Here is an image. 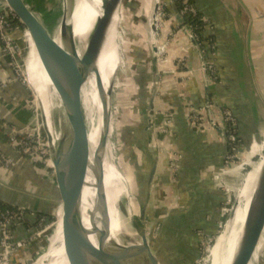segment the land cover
<instances>
[{
	"label": "crops",
	"instance_id": "1",
	"mask_svg": "<svg viewBox=\"0 0 264 264\" xmlns=\"http://www.w3.org/2000/svg\"><path fill=\"white\" fill-rule=\"evenodd\" d=\"M143 1L142 15L155 22L158 0ZM192 2L207 22L204 38L212 39L215 43L219 81L214 83L209 80L204 68V55L189 33L182 30L177 22L180 30L174 36L168 38V29L163 30L165 35L162 40L165 38L168 43L167 60L163 62L157 59L152 65L147 44L144 69L142 72L134 69L131 74L134 81L127 89L130 91V100L137 106L145 102L147 92L153 88L155 94L157 89L152 111L154 120L156 118L158 123L161 122L165 112L173 117L171 132L156 140L162 147L179 151L182 160L176 171L169 169L167 158L161 160L147 212L155 224L162 225L156 251L160 250V255L168 256L177 249V264H192L199 256L201 239L195 231L200 229L211 233L223 218L224 213L221 214L220 208L225 202L224 192L217 188L212 178L214 173L225 169L221 164L223 140L210 125L203 131L191 129L187 116L210 100L214 104L215 123L218 125L221 124L218 114L220 107H228L234 112L245 144L253 137L255 111L260 129L264 130V0ZM151 27L149 33L152 34ZM151 34L149 37H153ZM153 46L151 43L150 47ZM140 52H137L140 56L138 59H141ZM10 74L9 64L0 52V81ZM27 98L22 81H14L0 91V151L15 161L13 165L0 166V199L26 207H17L25 211L26 216L21 224L14 226L13 233L20 240L32 239L34 245L33 250L21 253L20 257L14 255L13 263L24 259L28 263L41 254L46 242L43 238H34L43 227L54 222L61 205L52 165L48 170L26 156L21 159L11 143L9 131L12 128L23 130L29 123L30 111L25 108ZM137 134H142L144 139L143 123L139 125ZM255 144L253 141L250 147H258ZM143 158L141 153L138 165ZM49 176L52 179L49 180ZM40 200L51 204L48 215L52 220L44 219V224L38 227L37 217L45 214L38 210H44L47 206L38 204L37 212L28 208ZM5 204L13 206L11 203ZM161 261L163 263L166 258ZM250 264H264V233Z\"/></svg>",
	"mask_w": 264,
	"mask_h": 264
},
{
	"label": "water",
	"instance_id": "2",
	"mask_svg": "<svg viewBox=\"0 0 264 264\" xmlns=\"http://www.w3.org/2000/svg\"><path fill=\"white\" fill-rule=\"evenodd\" d=\"M172 2L173 14L180 26L184 24L183 18ZM10 8L15 13L21 24L25 27L27 36L32 41L37 56L53 85L57 89L63 100L70 105L74 113H72L73 124L78 139L82 147L77 144V140H71L68 146V154L75 158L74 164L71 166L70 174L67 177L57 165L55 159L52 158L54 169V180L56 181L61 201V240L62 247L69 264H120L118 256V245L111 237V213L109 206V198L106 187V161L111 163L115 170L119 169L113 157L115 156L114 148L107 150L108 143L113 144V110L111 90L105 92L104 86L100 78L99 60L107 40L108 32L115 12L120 8L123 0H104L102 5V15L96 20L92 33L90 34L87 47L82 59H78L71 53L67 46L68 36L62 37L63 20L67 15V8H64L63 20L61 22L58 36H54L45 24L36 15L33 8L28 4L27 0H7ZM159 5L157 6V9ZM157 12V10H156ZM153 32L156 31V25L152 26ZM185 30V28H184ZM194 40V39H193ZM195 41V40H194ZM196 45V42H194ZM199 49V48H198ZM152 54L150 61L152 65L157 62L155 53L157 48L155 45L151 48ZM200 50V49H199ZM201 53V51H200ZM204 60V58H203ZM205 68V66H204ZM92 74L96 75V86L98 94L103 106V134L100 140L97 154L94 157V166L91 168L90 144H89V127L84 108L83 89ZM156 83V81H154ZM156 85H154L155 88ZM154 94V93H153ZM154 95L148 100L146 109L142 112V123L144 131V141L147 148V167L148 172L145 181L146 197L143 199L140 218L143 220L146 215L147 206L150 200L151 189L153 188L157 169L159 166V157L155 146V137L153 132L152 111L154 106ZM208 103V101H207ZM41 108V117L46 121V113ZM29 108V107H28ZM253 139L259 141L261 138L260 122L257 112H254ZM213 128L220 133L223 144L224 153L221 164L224 165L228 154V142L225 132L217 127L214 123L212 115H209ZM110 130L112 133L109 134ZM12 136H22L23 134H31L32 129L24 128L20 132L9 131ZM22 159V158H21ZM138 166V165H136ZM139 168V166H138ZM92 171L96 179V212L100 214L101 227L93 226L91 229L85 225L83 199L85 188L87 187V178ZM120 172V171H119ZM48 179H52L50 176ZM5 202V199H0ZM16 208L21 207L13 202ZM45 204L47 208L38 210L49 216L48 207L50 203L44 200L37 201L34 206H30L28 210L37 212V205ZM235 207L233 204L232 208ZM231 208V209H232ZM43 214V215H45ZM231 215V214H230ZM264 233V165L258 175L256 187L251 198V202L246 214L243 230L239 239L237 249L231 264H250L255 254L257 246ZM134 256H138L140 260L132 261V264H159L160 250L153 253L151 246L147 240L146 232L141 233V247L138 249L128 246ZM49 244L46 247L42 257L46 255ZM45 258V257H44ZM39 264H50L49 258H45ZM30 262V261H28Z\"/></svg>",
	"mask_w": 264,
	"mask_h": 264
},
{
	"label": "rangeland",
	"instance_id": "3",
	"mask_svg": "<svg viewBox=\"0 0 264 264\" xmlns=\"http://www.w3.org/2000/svg\"><path fill=\"white\" fill-rule=\"evenodd\" d=\"M27 1L28 4L35 11L36 15L39 17V19L49 29V31L54 36H58L64 15L63 14L65 8L64 0H27ZM158 5L159 8L157 9V12L155 14L156 15L155 22H151L150 20H148V18L142 15L141 9L143 8V4L142 5L139 4L137 0H123L120 6V11H119L120 13L118 15V20L116 24V31L118 38L115 41V43H117L119 47V52L116 57V65L112 62V59L107 55L108 54V46H107L106 55H102L104 62L101 66L102 80L105 90L107 92L109 90V85L111 84L113 76L116 73L114 86L111 89L114 135H113V144H111V142H109V144L110 146H112V149L114 148V152H115L114 161L117 165V168L120 171L119 173L121 174L122 180L124 184H126L130 195L129 198L128 196H126L122 198L119 202V211L122 218L125 220L124 223L128 231L126 236L127 237L126 243L131 248L134 249L140 248L141 233L145 231L147 234V240L149 242V245L151 246L153 253H155L158 247L157 239L159 236V232L162 228V225L155 224V222H153L150 219L147 212L148 206H147L145 218L143 220L140 218L141 207H142V203L144 202L143 199L146 197L145 181L148 172V167H147L148 147H146L144 139L141 140L140 142L138 141L133 142L132 144L129 141V138L132 137L134 132L137 131L139 125L142 124V112L146 109L148 100L152 97V95H154V99H156L158 91L156 89L155 94H153V88L151 89L152 91H150V84H149L148 91L150 92L146 93L145 102H143L141 106L140 105L137 106V105H133L134 101L130 100L131 99V96L129 94L130 91L128 90L129 91L128 92L127 89L130 88L131 82L134 81L131 78L132 72L135 71L134 69L136 68V70L139 72H142L144 69V62L146 57L145 47H147V44H149L148 56L152 54L150 47L151 43L155 45L157 49L161 48V46H164L167 51V44H168L166 43L167 40L165 38H163V40L161 39L162 37H164L163 35H165L163 31L164 28L168 29L167 31V35L169 34V36H167L168 38H170V36H174L180 30V28L177 26L176 19L172 17V13H173L172 2L170 0H158L157 6ZM166 7L170 8L172 13L164 12V9ZM153 23H155L156 25V31H154V33L151 34L149 33L151 32L149 28ZM184 28L185 25H182L181 29L184 30ZM149 34L153 35V37H149ZM189 35L195 40L196 44L200 40V39H195V37L190 33ZM23 38L25 39L24 36ZM25 40L22 41L26 42ZM111 40L112 38H109L108 41ZM26 44L27 47L24 48L23 46L22 48L23 50L22 54L24 56L23 60H25L27 63L29 56V44L28 42ZM138 51H141L140 52L141 59H138V57H140L139 54L137 53ZM136 59H138V61H136ZM205 63L206 60L204 61V65ZM26 71L27 70L25 67V73L23 74L20 73V75L21 77H23L22 82L24 83L25 90L28 94V98L25 102L26 104L25 108L27 110L29 109L28 111H30V117L28 118L29 123L27 124V127L31 128L33 133L24 134V135L27 138H30L28 136H32V139L39 142V145L38 146L36 145L39 156L37 155L36 157L38 158L40 157L41 160H38L37 164H44L46 163L45 160H47L53 166L51 160L52 158L50 154L51 147L49 145L48 135L45 133L43 128L45 124L41 117V113H42L41 108L38 102L36 103L34 101V94L30 90L29 85L27 83ZM5 80L6 79L1 80L0 85ZM216 81H219V78ZM208 103L213 106V111L209 113L207 117L208 122L212 123L209 119V115H212L213 120L215 121L216 113H215L214 104L210 100L208 101ZM135 107L138 109L139 112L136 111L137 109H135ZM132 108L134 109L132 110ZM224 109L225 107H220L218 109L220 120L222 118V111ZM153 115L154 114L152 112V118ZM215 124L217 125V127L225 131L223 124L220 125H218L217 123ZM260 132H261L260 133L261 138L258 142H260L261 144L258 147L255 146L250 147L254 141L253 137L252 140L248 141L246 144L242 141L243 144H241L239 157H237V159L225 160V163L223 165V168H225L224 169L225 172L224 170H222L221 172L219 171L222 174L221 175L222 184L224 186L227 185L228 188L232 189L230 195L226 193V190L224 193L225 194L224 204L226 205V203L228 202L230 203L227 204L226 214H223L222 212V207L224 204L221 206L220 211L221 214H223V218L219 220V222L216 224L215 228L211 233L208 234L200 229H196L195 233L200 236L199 239H201L200 243H202V245L200 244L201 253H199V256L194 260L192 264H197L196 262L197 259H198V264H206L208 250L211 248V246L214 245V242L217 240L219 234L221 233L222 228L230 214L231 211L230 209L232 208L233 204L236 203V199L239 195L240 192L239 190L242 188L244 179L246 178L248 172L251 170L253 165L259 162L260 156L264 155L263 128L260 129ZM218 134L220 135V133ZM124 135H127L128 138L127 137L124 138L125 137ZM220 139L222 140L221 135H220ZM109 141H110V137H109ZM141 153L144 155V158L142 160V163L138 165V161H139V157H141ZM49 163L48 165L44 164L45 169L49 168ZM136 165H138L139 168ZM129 203L132 204L131 210L133 212L130 214H128ZM61 211L62 210L60 207L55 214L54 222L51 223V226L47 228L48 230H46L45 233L43 234L41 233L43 236L40 235L34 238V239L43 238V240L46 242L44 250L41 252V254L29 260L30 262L28 263L26 262V259H24V261L20 260L17 263H13L11 259L12 264H39L40 261L43 260L44 257H46L45 255L43 256V258H41L46 250L47 245L50 244L53 229L62 215ZM50 229H52V232L50 231ZM50 232H51V236H50ZM44 237H46L47 240L44 239ZM36 242L37 241H35V243ZM33 246L34 245L29 246L26 252L33 250L34 248ZM176 250L177 249H174L173 253L168 256L164 254L160 255L159 264H166V263L177 264ZM17 256L20 257V254H18ZM165 258L166 261L162 263L161 260ZM168 258L170 261H168Z\"/></svg>",
	"mask_w": 264,
	"mask_h": 264
},
{
	"label": "bare ground",
	"instance_id": "4",
	"mask_svg": "<svg viewBox=\"0 0 264 264\" xmlns=\"http://www.w3.org/2000/svg\"><path fill=\"white\" fill-rule=\"evenodd\" d=\"M104 0H64V6L67 8V15L63 20L62 37L68 36L67 46L71 53L78 59H82L87 47V43L92 33L96 20L102 15V5ZM120 8L115 12L112 19L107 40L104 45L101 57L99 60L100 78L102 80L101 66L104 62L102 55H106L108 46V56L116 65V57L119 52V47L115 41L117 40L116 24ZM156 19V15H155ZM29 44V56L26 63L27 83L30 90L34 94V101L39 102L46 113V121H44V131L48 135L50 154L56 160L57 165L68 177L71 166L75 162V158L68 154V146L74 138L77 144L82 147L78 139L73 124L72 113L73 109L58 93L57 89L47 76L38 56L32 41L27 34L25 35ZM112 38L111 41H108ZM120 63V61H119ZM116 73L113 76L109 90L112 89L115 82ZM104 86V84H103ZM105 89V87H104ZM105 92H107L105 90ZM84 93V108L89 127V144H90V159L91 168L94 166V157L97 154L100 140L103 134V106L98 94L96 86V75L92 74L88 79L83 89ZM112 133L110 130L109 137ZM256 142L259 146L261 143ZM263 144V143H262ZM112 146L108 143L107 150ZM113 150V149H112ZM254 151V150H253ZM260 153V152H259ZM261 155V154H260ZM114 160V157H113ZM257 162V161H256ZM106 187L109 198V206L111 213V239L118 245V256L120 264H132V261L140 260L138 256L133 257L129 245L126 243L127 229L125 220L122 218L119 211V202L122 198L128 196L129 192L126 184H124L121 174L115 170V167L106 161ZM264 165V155H261L259 162L253 165L244 179L242 188L239 190V195L236 199L233 211L231 209L228 219L226 220L221 233L219 234L214 245L208 250L206 264H231L237 249L239 239L243 230L246 214L253 196L258 175ZM221 172V171H220ZM225 172V170H224ZM87 187L84 192L83 211L85 225L91 229L93 226L101 227L100 214L96 212V179L90 171L87 178ZM232 192V191H230ZM230 192L228 194H230ZM130 200V199H129ZM129 203L128 214L133 213ZM62 212V211H61ZM123 212V211H122ZM62 214V213H61ZM62 217V215H61ZM61 217L55 225L48 251L45 258H49L50 264H69V261L64 253L61 240ZM259 245V244H258ZM258 248V246H257ZM257 250V249H256ZM256 252V251H255ZM255 255V254H254Z\"/></svg>",
	"mask_w": 264,
	"mask_h": 264
},
{
	"label": "built area",
	"instance_id": "5",
	"mask_svg": "<svg viewBox=\"0 0 264 264\" xmlns=\"http://www.w3.org/2000/svg\"><path fill=\"white\" fill-rule=\"evenodd\" d=\"M180 2L181 9L179 13L182 18L199 17L198 9L193 4L192 0H180ZM172 17H174V14H172ZM200 21L204 23L201 36L205 37L203 33L206 31L205 26L207 25V22L203 17L200 18ZM185 30L192 34L195 39H199V36L195 31L196 29L192 25H185ZM25 34V29L21 28V22L10 8L7 0H0V52L1 57L7 60L11 71V74L0 85V91H3L14 81L23 80V77H21L20 73H25L26 67V61L23 60L24 56L22 54L23 46L24 48L27 47V40H25L26 38H23V36L26 37ZM22 40H25L26 42ZM197 45L199 46L202 55L206 57L205 70L208 74V78L211 82H215L219 78V71L216 65L217 51L215 48V43H213L212 39H209L206 43L204 41H198ZM155 56L158 60L165 62L168 58L165 47L161 46V48H158ZM212 111L213 106L207 102L200 107L192 110L187 116L189 127L196 131H203L206 126H212L213 123H210L207 120L208 114ZM151 120L153 123L155 146L157 155L159 157V163H161V160L163 158H167L166 161L169 169L176 171L179 162L182 160L181 153L174 148H166L158 145V142L156 140L157 137L166 136L171 132L173 117L169 113H164V117L161 122L158 123L156 118L154 120V117L151 118ZM221 124H223L225 130L224 132L226 134L228 142V154L226 160L237 159L240 154L241 144L243 143L241 134L239 132L237 117L230 109L226 107L222 111ZM11 131L20 132L21 130L12 128ZM28 137L30 138H27L24 134L19 137L11 135L10 139L14 149L19 153L20 158L26 156L32 161L37 162L38 160H41L40 157H36L37 155L39 156L38 149L36 148V145L38 146L39 142L32 139V136ZM45 161L46 163L44 164L48 165L49 162L47 160ZM14 163L15 161L12 158L8 157L0 151V166L6 167L9 165H13ZM50 165L51 164L49 163V167ZM221 175L222 174L220 172L214 173L212 177L213 181L215 185H217V188H219L224 193L226 190V193L228 194L232 189L228 188L227 185L224 186L222 184ZM228 203H226V205L224 204L225 206L223 205L222 207V212L224 214L226 213ZM25 216V211L21 209H18L17 211H10L8 209L4 210L0 207V264H12L11 259L14 255L16 256L24 252L26 253L29 246L32 245V239L29 241L20 240L17 239L13 233L14 226L21 224L24 221ZM49 226H51V223L46 225V227H43L42 230L36 234V236H40L45 233L46 230H48L47 228H49ZM200 244L202 245V243ZM196 262L198 264V259L196 260Z\"/></svg>",
	"mask_w": 264,
	"mask_h": 264
},
{
	"label": "trees",
	"instance_id": "6",
	"mask_svg": "<svg viewBox=\"0 0 264 264\" xmlns=\"http://www.w3.org/2000/svg\"><path fill=\"white\" fill-rule=\"evenodd\" d=\"M137 1L139 2V4H141V5L143 4L144 5V1L143 0H137ZM175 5H176L177 9L180 11V9H181V2H180V0H175ZM164 12L172 13L171 12V9L170 8H167V7L164 9ZM201 17H203L201 14H199V17H184L183 18V21H184V24L183 25H192L196 29L195 31H196L197 35L199 36V39H200L199 41H202V42L204 41L206 43L207 42V38H204V37L201 36V33L203 31L202 29L204 27V23L202 21H200V18ZM21 28L22 29H25V27L22 24H21ZM124 136H125L124 138H126V137L128 138L127 135H124ZM141 140H142V134H137V131L134 132V136L133 137H130L129 138V141L132 144H133V142H136V141L140 142ZM132 144H129V145H132ZM39 165L41 167H44V164H39ZM48 170H50V168H48ZM0 207L3 208L4 210H7V209L10 210V211H17L18 210V208L14 207V206H11V205H8V204H5L1 200H0ZM44 219L49 220V221H50V219L52 220V218L49 217V216L39 215L37 217V220H38L37 221V225L39 224L38 227H41L44 224V221L42 222V220H44ZM199 250H201V247L199 248Z\"/></svg>",
	"mask_w": 264,
	"mask_h": 264
}]
</instances>
